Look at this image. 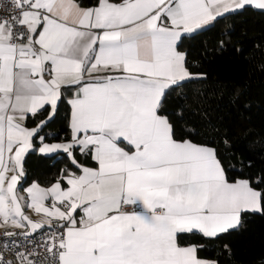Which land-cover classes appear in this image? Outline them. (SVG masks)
I'll use <instances>...</instances> for the list:
<instances>
[{
    "label": "snow or ice",
    "instance_id": "6c2138e0",
    "mask_svg": "<svg viewBox=\"0 0 264 264\" xmlns=\"http://www.w3.org/2000/svg\"><path fill=\"white\" fill-rule=\"evenodd\" d=\"M10 3L16 11L0 17V221L28 230L5 236L47 227L51 264H219L200 253L246 216H264V171L246 175L251 159L219 128L199 139L189 118L206 116L199 105L165 104L172 92L186 101V82L207 79L190 71L184 41L227 14L264 13V0ZM65 93L68 136L49 142L42 132ZM34 153H63L69 166L48 186L24 188ZM16 256L34 264L31 253ZM0 264L14 261L0 254Z\"/></svg>",
    "mask_w": 264,
    "mask_h": 264
},
{
    "label": "trees",
    "instance_id": "16d2710c",
    "mask_svg": "<svg viewBox=\"0 0 264 264\" xmlns=\"http://www.w3.org/2000/svg\"><path fill=\"white\" fill-rule=\"evenodd\" d=\"M222 39L226 47L221 51ZM237 47L242 51L238 53ZM184 49L190 53V71L206 73L207 79L186 82L180 91L187 93L188 99L181 101L177 92H172L165 106L173 110L183 102L190 112L196 111L197 105L206 110L203 118L189 113V118L201 126L199 139H212L214 128L227 132L237 145V155L252 161L253 167L245 169V174L259 176L264 171V68L261 67L264 65V13L246 8L218 18L195 39L185 40ZM68 95L65 93L57 116L42 132L49 137V142L54 137L63 140L68 136ZM77 155L85 165L94 164ZM68 166L69 160L63 153L31 154L25 162L27 176L22 186L28 187L33 181L48 186ZM238 171L239 166L232 175ZM225 245L229 251H225ZM200 255L219 260V264H259L264 259V216H246L239 230L207 242Z\"/></svg>",
    "mask_w": 264,
    "mask_h": 264
},
{
    "label": "built area",
    "instance_id": "2783aa9c",
    "mask_svg": "<svg viewBox=\"0 0 264 264\" xmlns=\"http://www.w3.org/2000/svg\"><path fill=\"white\" fill-rule=\"evenodd\" d=\"M16 11L14 5L10 3V0H0V17H7L9 12ZM6 229L8 231L23 233L27 231L26 228L16 229V228H3L0 229V254L4 256L6 260L14 261V264H21L20 260L17 258L16 253L24 252L31 253L33 257L34 264H51L50 254L46 253L44 243L47 237L51 235L47 227L36 231L33 235L25 238L23 235L18 236H5ZM12 240L17 241L21 247H9L4 248L5 242H10ZM26 264V262H25Z\"/></svg>",
    "mask_w": 264,
    "mask_h": 264
},
{
    "label": "crops",
    "instance_id": "0c3cea01",
    "mask_svg": "<svg viewBox=\"0 0 264 264\" xmlns=\"http://www.w3.org/2000/svg\"><path fill=\"white\" fill-rule=\"evenodd\" d=\"M86 166H93V165H86ZM41 186H43V185H41ZM18 187H20V186H18ZM26 214L29 215L31 217V219H33L34 221H40V222L45 223V224L47 223L46 219L42 215H37V214L33 213L30 209H28L26 211ZM3 228H14V226H12L10 222H9V224L4 225L3 222L0 221V229H3ZM39 230H41V229H39ZM39 230H37V231H39Z\"/></svg>",
    "mask_w": 264,
    "mask_h": 264
}]
</instances>
